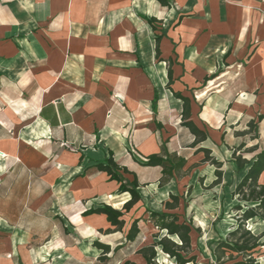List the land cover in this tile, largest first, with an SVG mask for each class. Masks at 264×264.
<instances>
[{"label":"crops","instance_id":"0c3cea01","mask_svg":"<svg viewBox=\"0 0 264 264\" xmlns=\"http://www.w3.org/2000/svg\"><path fill=\"white\" fill-rule=\"evenodd\" d=\"M169 2L0 0V194L38 209L65 186L86 204L80 216L103 203L118 208L131 194L97 167L111 150L137 174L147 208L162 211L186 187H221L238 170L239 145L264 146V111L254 102V90L264 98V0ZM169 68L171 87L191 100L190 119L208 133L196 145L182 124L184 101L167 87ZM251 121L260 125L255 136ZM199 148L223 162L221 183ZM164 149L187 162L162 185L163 167L142 160ZM16 170L25 177L15 189ZM117 194L126 198L106 200Z\"/></svg>","mask_w":264,"mask_h":264},{"label":"rangeland","instance_id":"374dc122","mask_svg":"<svg viewBox=\"0 0 264 264\" xmlns=\"http://www.w3.org/2000/svg\"><path fill=\"white\" fill-rule=\"evenodd\" d=\"M230 79H233L232 74ZM206 93L207 90L201 92L199 96H205ZM259 95L260 93L254 90V102L259 104L257 110L264 111L262 105L264 98L261 100ZM258 111H254L256 117ZM259 128L260 125L254 127V136ZM259 140L264 144V136ZM132 153L140 158L136 151ZM255 153L256 151L244 152L248 158ZM15 172L16 175L14 173L12 178L13 188H21L20 184L25 176L22 171ZM240 174L234 169L231 177L221 187L205 188L196 183L191 188H181L183 192L178 193L183 197L180 200V207L174 211L192 216L202 228L200 235L197 232L192 235L200 264H208V258L211 257L210 248L214 241L225 236L235 224L233 217L235 212L232 208L236 199L231 197V192ZM55 182L58 183V178ZM56 186L51 187H55L56 191L53 192L57 193L59 191ZM61 193V198L52 193L38 209L37 201H22V198L10 200L8 197H11V194L8 196L0 194V264H122L123 259L134 253L133 245L126 244L116 254L109 253L107 259L99 260L102 250L94 246V242L100 240L115 247L125 242V232L114 230L109 232L107 229L111 228V224L106 219L100 221L80 216L79 213L86 204L84 206L80 200H75L69 187L64 186ZM14 194L16 197H22L17 194V190ZM125 198V195L117 194L114 199L106 200L114 204ZM30 204L35 207L34 210ZM123 207L124 204H118V208ZM146 207L148 205L141 200L130 211L124 213L126 221L124 230L135 217L143 214ZM249 223L255 233L264 231V220L256 219ZM141 224L143 225V222ZM152 231V228L144 227L145 240H152L150 237ZM136 257L138 256H133L134 259ZM259 260L260 264H264V251ZM157 261L159 264H176L163 252H160Z\"/></svg>","mask_w":264,"mask_h":264},{"label":"trees","instance_id":"16d2710c","mask_svg":"<svg viewBox=\"0 0 264 264\" xmlns=\"http://www.w3.org/2000/svg\"><path fill=\"white\" fill-rule=\"evenodd\" d=\"M164 5H170L169 0H159ZM154 23L156 18H150ZM155 28V26H154ZM159 42V37L157 38ZM159 53V47H157ZM169 81L167 87L171 89L174 95L184 101L182 112V124L189 127L196 135L194 145L208 138V133L200 129L191 116V100L175 91L171 84L173 83V71L168 69ZM159 95L156 91L153 99V109L157 110ZM264 119V114L259 115V121ZM258 122L251 121L250 127H256ZM245 144H241L233 151V158L237 164L238 171L245 170L242 179L232 191L233 199L236 203L233 206L235 212V224L233 228L211 246V257L208 258V264H260L259 257L263 256L264 249V231L255 233L249 228V221L252 219L264 220V146L258 144L251 148L244 149ZM244 149V150H243ZM205 151L204 161H210L216 169L217 179L214 185L221 183L223 179V162L210 155L208 148H199ZM257 151L251 158L245 157L244 152ZM186 158L177 153L171 154L166 149L164 153H153L142 160L146 166L163 167V176L160 184H164L172 177L179 175L186 165ZM97 167L107 172L111 180H117L120 185V193L129 192L131 198L125 202L123 209L103 203L98 207H91L83 212V216L95 213L105 214L106 220L111 224L107 230L124 231L125 242L112 247L109 243L100 240L94 242V246L102 250L99 260L107 259L108 254H116L126 244L134 247V253L143 258L145 264H159L157 261L159 251L168 255L176 264H200L199 255L193 244V233H202V228L195 222L192 216L180 214L174 210L180 207V200L183 196L179 194H170V198L164 202L165 209L162 211L145 208L143 214L135 217L126 230L124 227L126 221L124 213L130 211L138 202L142 200L138 190L140 186L136 173L130 171L128 167L120 165L114 159V153L110 150L109 156L105 161L98 162ZM132 174L133 179L127 177ZM186 206V202H185ZM124 210V211H123ZM143 222V225L141 224ZM151 224V225H150ZM144 227L153 229L150 233L152 240H145ZM106 237V236H104ZM200 251V250H199ZM122 264H138L132 257L123 259Z\"/></svg>","mask_w":264,"mask_h":264},{"label":"bare ground","instance_id":"6f19581e","mask_svg":"<svg viewBox=\"0 0 264 264\" xmlns=\"http://www.w3.org/2000/svg\"><path fill=\"white\" fill-rule=\"evenodd\" d=\"M135 260L138 262V264H145V262L143 261V259L140 256L136 257Z\"/></svg>","mask_w":264,"mask_h":264}]
</instances>
